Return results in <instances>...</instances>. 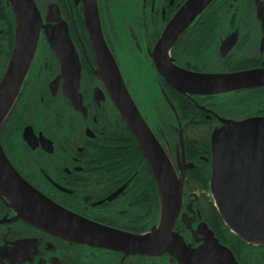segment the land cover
<instances>
[{
    "label": "flooded vegetation",
    "instance_id": "1",
    "mask_svg": "<svg viewBox=\"0 0 264 264\" xmlns=\"http://www.w3.org/2000/svg\"><path fill=\"white\" fill-rule=\"evenodd\" d=\"M29 1L43 28L0 123L2 158L65 210L115 231L149 233L161 221L166 190L160 192L151 161L116 104L117 92L96 71L83 0ZM184 1L96 0L109 53L105 60L119 69L151 132L144 141L162 151L174 173L172 188L180 187L172 233L184 247L126 251L61 236L19 217L0 191V264H183L190 253L209 257L222 252L220 247L230 252V264H264V242L247 241L229 227L210 187L215 131L228 121L264 118V0H213L171 46L173 62L185 70L257 73L229 82L234 88L208 93L176 89L150 55ZM16 27L12 3L0 0V82L15 46ZM51 27L61 40L54 42L45 34ZM61 46L77 56L78 81L63 73L62 62L69 69L72 56L64 61L56 48ZM247 163L253 167L246 168ZM244 164L241 179L254 181L255 187L264 183V145L258 144ZM232 176L227 168L225 180Z\"/></svg>",
    "mask_w": 264,
    "mask_h": 264
},
{
    "label": "water",
    "instance_id": "2",
    "mask_svg": "<svg viewBox=\"0 0 264 264\" xmlns=\"http://www.w3.org/2000/svg\"><path fill=\"white\" fill-rule=\"evenodd\" d=\"M8 1L12 3L15 10L17 27L15 46L7 72L0 82V123L16 98L29 62L35 53L39 33L43 28L41 17L33 3L29 0ZM212 1L185 0L168 22L150 53L158 71L180 91L197 93L225 91L234 88L229 85V82L257 74L196 73L180 68L173 62L169 54L171 46L194 18L200 15ZM83 5L86 26L98 59L96 71L108 87L117 92L115 94L119 97L115 99L116 104L135 135L140 139L144 152L151 161L160 192L166 190V193L161 195V221L149 233L136 235L115 231L108 226L77 216L54 203L20 177L8 161L2 158L1 149L0 191L12 201L19 217L61 236L109 248H123L126 251L141 247L140 250L147 252L152 246H163L168 250L173 247H184L181 237L172 233L173 222L181 203L180 187L176 185L174 189L172 188L174 173L162 151L159 148L156 149L155 144L144 141V137H147L150 130L129 96L119 69L117 66L109 65L105 60V54L109 53L102 36L96 0H83ZM44 31L52 41L61 40L53 34L58 31L56 28H46ZM56 48L59 52H63L62 59L67 58L70 53L72 56L68 63L70 68L65 66L64 59L63 73L67 78L78 81L80 72L76 54L70 52L71 48L69 50L65 46ZM212 138L215 143V152L210 187L216 207L224 221L238 236L247 241L264 242V183H257L255 187L254 181L249 183L241 179L245 168L242 165L248 161V155L254 156L257 145H264V118L228 121L226 125L215 131ZM252 150L255 152L251 153ZM246 165V168L250 166L248 163ZM227 168L233 173V178L229 181L225 180ZM205 239H210V236ZM164 240L166 244L163 243ZM171 242L180 243L167 245ZM220 249L223 251L214 252L209 257H198L195 253H190L181 261L183 264L234 263L233 258L227 260L232 257L230 252H225L223 247Z\"/></svg>",
    "mask_w": 264,
    "mask_h": 264
},
{
    "label": "rangeland",
    "instance_id": "3",
    "mask_svg": "<svg viewBox=\"0 0 264 264\" xmlns=\"http://www.w3.org/2000/svg\"><path fill=\"white\" fill-rule=\"evenodd\" d=\"M142 103H143L142 109L145 110L146 107L145 102L142 101Z\"/></svg>",
    "mask_w": 264,
    "mask_h": 264
}]
</instances>
